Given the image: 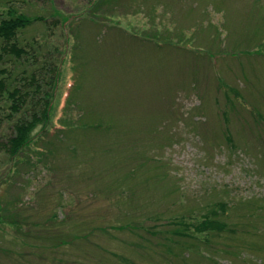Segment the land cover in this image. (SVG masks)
Instances as JSON below:
<instances>
[{
	"label": "rangeland",
	"instance_id": "rangeland-1",
	"mask_svg": "<svg viewBox=\"0 0 264 264\" xmlns=\"http://www.w3.org/2000/svg\"><path fill=\"white\" fill-rule=\"evenodd\" d=\"M91 1L0 0V17L73 15L63 33L77 46L60 54L56 149L26 148L14 178L0 149V203L23 226L0 222V264H264V0ZM46 26L20 42L66 48ZM5 102L0 141L15 121ZM219 200L220 233L169 224Z\"/></svg>",
	"mask_w": 264,
	"mask_h": 264
},
{
	"label": "trees",
	"instance_id": "trees-1",
	"mask_svg": "<svg viewBox=\"0 0 264 264\" xmlns=\"http://www.w3.org/2000/svg\"><path fill=\"white\" fill-rule=\"evenodd\" d=\"M93 1L94 0L90 2L89 7L92 5ZM6 3L7 1L5 4ZM92 7H94V4ZM50 15L49 17L51 18L38 15L27 16L11 5H7L4 16L0 17V61H3L4 56H11L13 61L19 64L18 66H25L18 70L16 75H13L14 73L7 67L0 69V98L3 101L6 100L5 103L8 109L5 118L12 122L15 120L12 124V131L10 130L11 132H9L8 136L0 141V149L8 156L11 166L6 173L9 176L13 174V178L14 173L18 172V156L25 151L26 148L29 149H27V151H30L28 155L34 152L41 156V159L43 155L45 158L49 152L51 153V151L56 149V147L52 146L51 138L45 139L46 135L49 136V132L54 127L52 122L54 117H52V114L55 104H53L52 101H54L56 97L58 98L59 93L61 96V92H58V89L62 78L61 64H63L69 56L66 51H70L72 47L77 46L75 41L69 40L68 35L65 36L63 33L65 22L72 18L73 15H66L64 12L56 9L53 10ZM74 20L73 18L71 23H73ZM36 22L47 24V32L52 34H55V30H59L60 35H63V40L65 41V45H67V49L64 48L60 51L57 44L48 46L46 41H44L45 35L42 36L43 41L35 40V37H33L26 43L20 42L18 37L20 32ZM70 27L71 25H68V28ZM65 53V60H61L60 54L64 55ZM17 116L18 118L15 119ZM59 122L60 125L66 124L67 127L73 124L72 121L64 119V117L61 118ZM39 126L46 132L37 138L35 130ZM40 143L44 144L41 148H38ZM14 162L16 163L14 164ZM8 175L2 176L4 181L8 179ZM250 201L251 200H248L242 203L243 209L246 210L248 217L255 213H251V210L257 209V206H253V203L251 204ZM260 208H262V206H260ZM228 210V203L219 200L211 204L210 208L206 210L207 213H204L202 216V219L195 223L185 222V219H183L184 216H180L174 218L169 224L184 226L185 230L191 227L193 231L197 233H220L228 228L227 222L222 218V215L226 214ZM5 211L6 210H4L0 203V222L4 220L9 222V225H11L16 232L20 233L23 226H21L14 217L10 220H6V217L12 215V213H6ZM172 233H175L174 235H183L179 229H175Z\"/></svg>",
	"mask_w": 264,
	"mask_h": 264
}]
</instances>
